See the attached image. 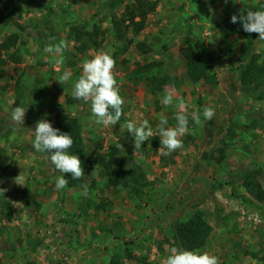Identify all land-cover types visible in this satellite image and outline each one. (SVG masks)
Instances as JSON below:
<instances>
[{"label": "rangeland", "instance_id": "374dc122", "mask_svg": "<svg viewBox=\"0 0 264 264\" xmlns=\"http://www.w3.org/2000/svg\"><path fill=\"white\" fill-rule=\"evenodd\" d=\"M0 1L4 15L14 14L9 26H0V47L8 36L19 37L15 48L0 53V80L10 73L0 87V188L6 189L0 194V264H110L113 257L119 264H162L168 255L165 241L172 243L174 227L195 212L212 228L200 252L215 255L218 264H264V204L247 195L244 186L254 176L264 188V99L255 100L252 89L238 84L243 38L231 35L223 41L230 18L264 6V0H148L152 6L138 35L126 26L116 34L111 24L112 16L120 18L124 7L136 0ZM7 1L12 4L3 12ZM93 27L100 28L101 41L96 49L86 50L71 30L92 32ZM254 34L256 52L264 57V40ZM61 40L68 47L57 64L43 49ZM185 40L204 55L209 72L218 79L216 86L192 84L186 78L181 59ZM99 50L113 55V71L125 100L115 126L97 124L90 102L67 105L83 61ZM148 64L158 67L133 85L129 77ZM66 70L71 79L61 83ZM166 76L170 78L160 90L150 89V79ZM168 92L174 99L166 106L162 101ZM40 96L39 112L34 97ZM181 103L190 132L181 137L183 147L166 156L159 151L157 125L167 117V127H175ZM19 105L27 110L23 124L10 119L11 109ZM205 107L215 111L211 120L203 118ZM193 113L200 114L199 124ZM60 114L80 120L87 153L124 163L112 166L108 176L95 169L77 190H57L55 177L60 173L46 154L35 151L29 130L34 131L40 119L50 120L54 127ZM128 120H147L154 137L135 149ZM22 163L36 167L26 175L21 173L27 168ZM133 164L143 169L150 183L140 200L128 195L120 178ZM20 175L22 185L15 183ZM72 213L83 215L84 221L71 218ZM27 244L40 251L28 250ZM69 247L86 253H73Z\"/></svg>", "mask_w": 264, "mask_h": 264}, {"label": "trees", "instance_id": "16d2710c", "mask_svg": "<svg viewBox=\"0 0 264 264\" xmlns=\"http://www.w3.org/2000/svg\"><path fill=\"white\" fill-rule=\"evenodd\" d=\"M1 2V1H0ZM12 1H7L2 7L3 12H7ZM152 6L148 0H136L132 5L124 7V12L120 18L115 16L111 17V24L116 34L123 33L124 27L127 29L131 28L134 35H138L145 26V19L147 10ZM262 8V9H260ZM51 13L49 7L45 8ZM16 10V9H14ZM264 10V6L257 7L252 11ZM14 14L11 11L8 15H4L0 11V26L6 28L12 23ZM239 18V16H237ZM74 34L75 42L83 44L86 50L96 49L99 46V40L102 36L101 30L98 27H93L92 32L84 30L72 29ZM231 35H237L243 38V42L240 46L241 52V65L239 66L238 72V84L243 89H252L251 96L257 101L264 99V57L260 53L256 52V35L254 33H245L242 28L241 22L232 23L230 18V28L224 32V39H229ZM87 39V40H85ZM19 37L15 35L8 36L2 47H0V53L10 52L12 48H15ZM101 41V40H100ZM203 54L192 48L188 40H185V47L181 53L182 62L185 65L186 78L192 84L203 83L209 86H216L218 79L214 74L209 72V66L203 60ZM16 62L17 59H11ZM158 67L157 64H148L139 69L129 77V80L133 81V85H138L144 81V74L154 68ZM169 76H166L163 80L155 78L150 79V89L157 87L159 89L166 84L169 80ZM153 93L154 90H153ZM83 101L76 100L74 98L67 99V105L69 108L81 104ZM123 116V115H122ZM55 120V128L61 130V132L71 134L73 138V146L69 150L72 154L79 157L84 169V176L79 179H71V174H66V178L69 179L68 186L69 190H77L84 185V180L88 177L95 169H101L107 176L108 171L112 166H120L124 163L123 159H117L113 162L112 159L100 154H89L86 152L85 145L82 140L81 133V122L78 118L68 117L65 115H57ZM147 144V142H145ZM123 186L128 189V195L131 198L142 199L144 197V190L150 185L147 181L145 172L137 164H133L128 169L127 173L120 176ZM116 186V184H113ZM245 186V191L255 202L264 204V188L255 179L254 176L249 178ZM99 207H97V210ZM212 228L204 219V216L195 212L192 217L186 222L177 224L173 229V242L165 241L169 246L181 247L187 250H203L207 244V241L211 235ZM113 261L116 258H112ZM111 261L110 264H119Z\"/></svg>", "mask_w": 264, "mask_h": 264}, {"label": "clouds", "instance_id": "9594fccd", "mask_svg": "<svg viewBox=\"0 0 264 264\" xmlns=\"http://www.w3.org/2000/svg\"><path fill=\"white\" fill-rule=\"evenodd\" d=\"M238 19L245 32L258 33V40H264V10H247L246 15L241 14L239 18L233 15L231 22L237 23ZM67 47L68 43L61 40L55 46L46 45L43 52L51 54V57L59 64L63 62V52ZM115 64L116 61L110 51L99 50L91 59L83 61L82 74L72 87L73 98L85 103L90 102L95 122L103 127L115 126L121 121L123 115L125 100L120 95L119 84L113 71ZM71 75V71L66 70L59 77V81L61 83L69 82ZM173 99V94L168 92L165 94L162 103L167 106L173 102ZM183 109L184 104L181 103L180 111L174 117L176 120L175 127H167V117H161L157 125L162 146L159 151H162L163 155H170L175 150L182 148L183 140L181 137L190 132L189 120ZM26 112L24 106L19 105L12 108L11 121L16 124H23ZM202 115L204 120H211L215 111L213 108L205 107ZM192 119L196 124L201 122L199 113H193ZM126 128L132 137L135 149L141 148L143 142L155 135L147 120H143L139 124L135 120H128L126 121ZM29 131L34 133L33 148L35 151L46 154L45 158L60 173L55 177L57 190L65 189L68 186L69 179L66 178V174H71L73 180L84 176L81 160L69 151L74 143L71 134L61 132L60 129L53 127L52 122L47 119L38 120L35 130ZM15 183L22 185L23 177L18 176ZM5 191L6 189L0 188V194L4 195ZM166 247H168V255L162 264H218V258L208 252L187 250L176 246Z\"/></svg>", "mask_w": 264, "mask_h": 264}, {"label": "crops", "instance_id": "0c3cea01", "mask_svg": "<svg viewBox=\"0 0 264 264\" xmlns=\"http://www.w3.org/2000/svg\"><path fill=\"white\" fill-rule=\"evenodd\" d=\"M3 74V73H2ZM10 78V73H8V72H6V74L5 75H3L2 77H1V80H0V83H1V86L0 87H2L3 86V84L4 83H6V81L8 80ZM25 78V77H24ZM34 93H35V91H33ZM36 94H38V91H37V93ZM40 94H41V92H40ZM34 99H35V101H34V103H35V106H34V109L35 110H37V111H39L40 112V108H42L41 107V105H38L37 103L39 102V101H42L41 100V96L39 97V99L38 98H36V97H34ZM21 102H22V104H24L25 103V100L23 101V100H21ZM1 105H2V103H1ZM1 108V107H0ZM34 110V111H35ZM24 165H27V168H25L24 170H22L21 171V173H24V174H26V175H29V174H31L32 173V171L34 170V168L36 167V165H33V164H31V165H29V164H27V163H22L21 164V166H24ZM21 170V169H20ZM42 172H41V169L39 170V175L41 174ZM47 185H50V184H47ZM9 202V201H8ZM125 202H130V201H125ZM13 206H14V204H13ZM27 206V205H26ZM80 206L78 205V208H79ZM11 209H13V207L11 208ZM25 215V214H24ZM42 215V210H41V212H39V216H41ZM76 215V216H75ZM77 215H79V214H76V213H72L71 214V218H75V219H79L80 221H84V219L82 218V216H81V214H80V216H81V218H78L77 217ZM45 218L43 219V221L46 219V218H49V215H46V216H44ZM70 218V219H71ZM45 224V223H44ZM46 225V224H45ZM45 227H47V225L45 226ZM45 227H43L42 226V228H44L45 229ZM72 227V226H71ZM61 228L62 229H64L65 228V226L64 225H62L61 226ZM67 229V228H66ZM52 234V232L50 231L49 232V235H51ZM95 242H98V241H95ZM39 242L37 241V244H38ZM51 245V244H50ZM93 246V245H92ZM26 248H29L28 250H30V251H32V252H36L37 250H38V252L40 251V249L38 248V247H33V248H30V246L27 244V246H25ZM69 249L73 252V253H79V252H81L82 251V249L80 248V249H75V251L72 249V248H70L69 247ZM85 249V248H84ZM86 250V249H85ZM85 250H83L82 251V253H86V251ZM112 257L114 256V254H112L111 255ZM86 258V257H85Z\"/></svg>", "mask_w": 264, "mask_h": 264}, {"label": "built area", "instance_id": "2783aa9c", "mask_svg": "<svg viewBox=\"0 0 264 264\" xmlns=\"http://www.w3.org/2000/svg\"><path fill=\"white\" fill-rule=\"evenodd\" d=\"M253 221L255 222V221H256V219H253Z\"/></svg>", "mask_w": 264, "mask_h": 264}]
</instances>
